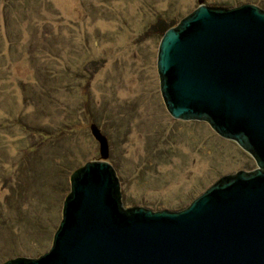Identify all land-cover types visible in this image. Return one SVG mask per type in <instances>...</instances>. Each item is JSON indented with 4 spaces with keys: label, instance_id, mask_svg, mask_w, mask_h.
Segmentation results:
<instances>
[{
    "label": "rangeland",
    "instance_id": "rangeland-1",
    "mask_svg": "<svg viewBox=\"0 0 264 264\" xmlns=\"http://www.w3.org/2000/svg\"><path fill=\"white\" fill-rule=\"evenodd\" d=\"M197 5L0 0V264L51 247L71 173L99 157L91 123L107 138L124 206L179 210L221 175L256 167L207 121L172 117L161 97L160 23Z\"/></svg>",
    "mask_w": 264,
    "mask_h": 264
},
{
    "label": "water",
    "instance_id": "water-1",
    "mask_svg": "<svg viewBox=\"0 0 264 264\" xmlns=\"http://www.w3.org/2000/svg\"><path fill=\"white\" fill-rule=\"evenodd\" d=\"M162 34L156 67L169 114L205 120L256 162L221 175L179 210L124 206L106 136L70 175L52 245L2 264H264V8L203 0Z\"/></svg>",
    "mask_w": 264,
    "mask_h": 264
},
{
    "label": "trees",
    "instance_id": "trees-1",
    "mask_svg": "<svg viewBox=\"0 0 264 264\" xmlns=\"http://www.w3.org/2000/svg\"><path fill=\"white\" fill-rule=\"evenodd\" d=\"M160 24H162V27H161V30L164 32L168 27H171V26H168V27H165L166 26V23H165V21H161V23ZM165 27V28H164ZM163 28V29H162ZM163 32H162V34H163ZM161 34V35H162Z\"/></svg>",
    "mask_w": 264,
    "mask_h": 264
}]
</instances>
